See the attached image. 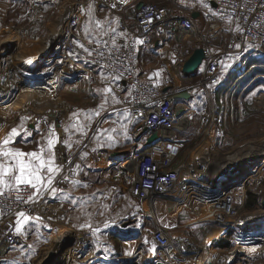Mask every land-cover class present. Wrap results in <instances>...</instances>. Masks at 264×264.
<instances>
[{"label": "rangeland", "instance_id": "obj_1", "mask_svg": "<svg viewBox=\"0 0 264 264\" xmlns=\"http://www.w3.org/2000/svg\"><path fill=\"white\" fill-rule=\"evenodd\" d=\"M154 1L163 5H168L170 2L168 0ZM114 2L115 0H106L101 6L95 8L93 0H0V53L6 54V51L8 52L6 55L0 56V61L3 60L4 62V66L0 69V77H3L0 93H5L6 95L15 94V91L19 89L18 93H16L18 95H15L16 99L11 103L6 104L8 102L4 98L0 100V129L4 128L7 131L11 130L13 126L19 125L26 127L42 126L44 114L50 112L52 108L51 111L56 110L60 112L61 109H56L57 106L68 102L72 110L64 124L65 130H67L66 140L63 137V142L69 141L72 145L71 148L68 147L69 149H76L85 142H92L94 153L97 154L101 151L105 153V157L102 160L92 162V164H110L125 179L126 176L129 177L131 175L130 171L126 169L127 163L137 150L144 148L145 136L143 133L135 132L136 121L126 114V112L119 110L120 102H113V95H115L113 91L111 93L97 91L105 87L112 89L109 76L96 72H92L91 74L85 73V76L80 77L82 82L78 93L67 94V91H64L61 94L59 87L60 92L57 90L60 93L59 96L56 95L53 88L48 89L50 85L44 87L46 88L45 92H37L39 87H30L34 89L20 88L26 80L21 79L23 78V72H25L26 77L32 75L29 73V63L27 61L33 60V58L49 48L46 43L47 34L51 33L54 20L62 12L65 4L72 5L75 12H77L80 18V33L85 38L96 41L104 36L102 33L112 32L110 29H115L117 16L112 7L115 4ZM173 2L182 7H193L187 0H174ZM89 5H92L91 11H89ZM35 8L37 9L36 12ZM97 21L100 23L97 24ZM197 29L199 33L204 31L200 24H198ZM226 34H220L221 38L217 40L214 37H209V39H214L215 43L223 45L232 37L231 33L230 35ZM205 42L207 43L206 37L202 43ZM13 44L15 47L10 51L9 47ZM167 45L161 44L157 47L162 48L163 46L167 47ZM172 46L171 44L170 48L168 47L163 50L164 53H158V48L152 49L150 55H146L140 59L139 68L145 72L149 71L152 74V78L163 77L164 74L161 67L163 60L161 57L166 55L168 51L170 52ZM211 46L217 48L213 44ZM50 55V52H47L46 57ZM43 61H46L47 65L41 67L40 73L35 74V78H40V80L49 79L48 76L54 73V76L58 79L62 65L53 64L52 67L51 58L44 59ZM2 64L0 62V66ZM199 83L200 77L197 74L196 78L184 84V87L189 90L193 98L189 103L187 102L190 128L188 131H184L182 135L186 143L181 156V159L192 161V163H188V170L190 173L192 172V175L198 177V179L192 180L193 182L188 181V186H185L184 189L186 193L184 194L180 193L177 196L160 197L164 198L160 202L163 208L158 212L156 209V216L165 224L172 238L176 229L182 230L181 226H178V223H176L178 222V217L183 213H187L189 209L190 219L195 222L191 225L196 229L193 228L192 230V228H189L188 231L185 230L186 234L183 238H186L188 242H183V238L181 239L182 251L184 249L186 251L188 244H191L193 239L200 242L203 248L201 250L196 249V254L192 255L189 259L191 261H197L199 257H202L201 264H254V259H258L264 254L259 250L260 247L258 245L263 244L262 239H264V208L261 205L264 197V167L261 169L262 175L258 176L259 179L258 177H252L249 180L243 179L241 182H237L233 188L228 189V191L219 192L212 183L208 186L203 185L200 181L204 179V175L206 176L210 172L208 169L210 170L211 167H207L204 172L203 166L205 164H203V159H201L203 153H205L202 117L205 114H214L215 129L220 130L219 135H217L218 132L216 133V139L213 146L211 145L212 150L208 156V161L211 162L210 165L214 166L216 171L222 168L218 162L224 163L223 161H228V164L231 163L229 160L232 157L228 154L238 153L239 157L248 156L251 152V146L249 145L252 144V152L255 151V147L264 145V48L262 50L249 48L243 54H230L227 56L222 61L218 81L211 90V99L206 90L199 86ZM105 98H107V102H105ZM62 107L64 106L62 105ZM74 124L77 127H73ZM81 124L86 126L84 133L78 131V127ZM65 145L68 146L67 144ZM0 146H2L1 141ZM27 146L29 144H26L22 138H17L13 143L9 144V147L18 149ZM31 147L32 145L29 148ZM247 156L244 158H247ZM90 157L88 155L85 158L83 166L91 164L89 162ZM193 159H196L194 163ZM263 159L264 155L257 158L254 164L256 171L264 164ZM243 160L241 165H245L251 161L249 158ZM112 180L113 182H110L108 185L116 184L117 179L114 177ZM245 181L244 188L243 183ZM72 182L76 183L77 181ZM125 182H127L126 179ZM96 183H103L100 176L92 177L87 187H93ZM71 184L67 188H70ZM127 186L128 193L123 198L124 205L120 207L121 221L119 223L122 224L121 229H115L114 233H111V229H108L103 235L98 234L97 231L94 232L96 229L95 225L101 219L92 218L91 213L79 210L80 208L82 210L86 209L88 201H74L72 209H70L66 202L57 199L55 193L50 192L53 195H51L50 200L53 203L59 204L57 206L59 209L62 207L66 209L61 218L54 223L56 227L53 228L54 236L51 244L64 231L71 233V239L73 240V244L70 245V242H68L65 245L64 252L54 253V255L56 254L55 260L59 258L56 261L54 260V264H160L157 258L158 250L151 240L150 230L154 217L152 207L142 209L139 201L135 198L133 199L131 196V184L128 183ZM240 187L246 189V196L248 191L259 195L260 204L256 208L247 209L244 207L246 198L242 201V198L239 196V194H242ZM91 191H84L81 197L95 193V191ZM224 193L233 195L234 203L247 215L246 218H243V221L247 218H252L256 214H259V216L253 217L247 223H238L236 230L231 229V234L228 233L224 237L219 236V238L229 240L232 243L230 247L220 250L216 247L215 249L211 247L213 237L219 235L218 229L216 230L214 226H210L208 222L201 221L202 216L206 215L205 212L207 211L209 201L214 196ZM107 197L108 194L103 201L98 202V205L100 206L103 203L105 208L108 207V202L111 198ZM135 218H138L139 222L134 225L133 220ZM82 225H91V227H82ZM60 226L62 228L57 232L56 228ZM117 236H120L124 241L118 240ZM173 238L172 246L174 245ZM97 239H99V242ZM100 240L103 242H100ZM83 241H85L84 244L82 243ZM96 243L105 244L103 248L105 253L103 255H99V252L97 253ZM55 245L56 242L49 248L46 246L47 250L41 256H37L33 263H31L32 261L29 258L23 257L25 256L23 255L25 253L23 250L17 253L13 249L10 257L15 256L12 257L10 262L12 264H36L44 253L52 254V249ZM153 246L154 250H150L153 249ZM77 249L82 250L84 256H87L88 249H93L94 252L88 259L83 260L75 257L76 254L74 253L77 252ZM111 252L115 254L112 255ZM177 252H179V255L182 254L180 251ZM243 252H246L247 260L239 256L243 255ZM68 256L70 257L69 260L67 259ZM243 257L245 256L243 255ZM162 264H179V261L176 258L173 261L168 256Z\"/></svg>", "mask_w": 264, "mask_h": 264}, {"label": "built area", "instance_id": "obj_2", "mask_svg": "<svg viewBox=\"0 0 264 264\" xmlns=\"http://www.w3.org/2000/svg\"><path fill=\"white\" fill-rule=\"evenodd\" d=\"M105 1L94 0V4L99 7ZM208 1L217 5V12L214 15H209L205 30L201 33L190 15L179 14L172 6L162 7L154 0H115V7H112L118 18L117 32H108L96 41L85 38L80 33V18L77 12L72 5L65 4L62 12L54 20L51 33L47 34V37L50 36L49 39H46L49 48L53 52H60V57L55 59L51 65L53 67V64H61V72L58 79L54 76L52 80L51 78L43 80L44 85L37 86L39 87L37 92H45L46 88L44 87L50 85L48 89L53 88L57 96L60 95L59 87L61 94L64 91H67V94L78 93L82 82L80 77L85 76V73L103 71L110 76L112 91L120 101L119 110L130 114L136 121L135 132L143 133L145 139L154 133L158 134V141L147 149L137 150L126 166L132 178L131 195L139 201L142 209L149 208L157 198L186 193L184 189L185 186H188L189 178L187 160L181 159L186 143L182 135L190 128V118L187 113V100L176 99L175 96L183 91H189L184 87V84L192 81L193 78L185 77L182 67L192 51L199 46L205 50L206 58L199 69V71L201 70L199 86L206 90L211 99V90L218 81L222 61L227 56L243 54L249 48L254 50L264 48V0ZM224 18L233 19L237 31L232 33V37L226 44L221 45V43L217 44L208 39L207 31L216 25L213 32L216 37H220L218 28ZM119 33H124V35H119ZM205 37L207 43H202ZM113 39L116 42L115 45L112 43ZM137 39L143 43L137 44ZM168 43L173 45L174 58L171 63L169 61L163 63L166 72L165 79L160 81L156 78H144L137 63L139 50L141 48L152 50L161 44ZM212 44L217 48H213ZM237 44L240 45L239 48L235 47ZM0 56H4V53H0ZM0 62L3 63L0 66L2 69L4 62L3 60ZM117 75L120 76V79H115ZM19 77L21 78L20 75ZM2 78L0 77L1 86ZM33 78L37 79L35 76ZM21 79L25 80L26 77ZM4 94L0 93V97L8 101L6 104L14 101L15 95H18ZM11 96H14L12 100H10ZM69 105L68 102L56 105V109H61V112L55 118L50 114L53 108L44 114L42 126L45 128L53 126L57 129H59L58 126L63 127L72 110ZM179 110H182L180 115H178ZM202 124L204 128L203 140L208 137L212 138L211 145L213 146L216 133L218 132L217 135L220 133V130L215 129L214 114H205L202 117ZM249 146H251V152L248 156L239 157L238 153H231L238 156L233 162L242 164L243 159L248 158L256 161L259 156L264 155L255 153L261 152L262 146L255 147L254 152H252V144ZM58 152L63 153V160H60L61 171L57 173L56 181L53 184L57 190L70 186L88 155L91 156L89 162H98L105 157V153L102 151L97 154L93 152L92 142H85L76 149H69L62 139L58 146ZM246 156L247 158H244ZM201 159L205 161L208 157L206 159L201 157ZM205 165L203 166L204 170L208 167ZM262 167L257 171L256 167L254 170L252 169L250 176L244 179L249 180L262 175ZM63 177H67V179L65 180ZM236 183L233 182L231 188ZM245 183L246 181L243 183L244 188ZM240 189L242 194L239 196L244 201L246 189L242 187ZM31 191L34 190L27 186H21L19 192L5 189L4 195L0 196V231L2 233L0 250L6 251V253L23 243L20 234L15 231L19 211H24L34 219L37 216L51 215L50 211L57 206L50 200L52 195L50 191H42L35 202H25ZM17 195L23 199L17 200ZM205 214L206 220L203 219L201 222H208L215 228H222V231L219 232L222 237L228 234L231 229L236 230V225L243 222V218L247 216L234 203L233 195L226 193L214 196L209 201ZM152 239L158 250L157 258L160 264L165 262L168 256L173 259L174 254L179 255V252L175 250L170 251L172 238L168 229L158 221H155ZM183 242L188 241L183 238ZM262 242L263 244L258 245L259 250L264 253V239ZM243 253L245 257L239 256L246 258V252ZM260 257L264 261V254ZM253 263L255 264L254 261Z\"/></svg>", "mask_w": 264, "mask_h": 264}, {"label": "crops", "instance_id": "obj_3", "mask_svg": "<svg viewBox=\"0 0 264 264\" xmlns=\"http://www.w3.org/2000/svg\"><path fill=\"white\" fill-rule=\"evenodd\" d=\"M170 1L168 3V5H163L162 3L159 5L162 7H167V6H172L174 8V10L179 13V14H183V15H190L192 17V14L195 12L196 13V18H193L195 20L196 25L198 26V24L201 25V28H203V30H205V26L207 24V20L209 15H214L217 12V5L215 3H210L208 0H187L190 2V4L193 7H182L181 5H176L173 1L174 0H168ZM172 2V3H171ZM93 5L95 8H98L97 6H95L94 4V0H93ZM207 5V6H204ZM7 10V9H6ZM6 17V16H5ZM216 25H214L211 29H209L207 31V36L209 37H213L211 35V33L214 31V27ZM115 32H117V22H116V26H115ZM218 31L220 34H226V35H230V33L232 34L233 32L237 31L236 28V24L235 21L231 18H224L223 21H221V25L218 28ZM218 33L219 36H221ZM214 40V39H212ZM165 46V45H164ZM162 47V48H158V53H164L163 50L167 49L168 47H171V43L169 45H167V47ZM151 54V50H147L145 48H141L139 50V55L137 58V63H138V68H139V64H140V59L144 58V56L146 55H150ZM162 58V69H163V77H153L156 78L158 80H164L166 77V72L164 70V66L163 63L164 61H169V63H171L173 61L174 58V54L172 52V49L170 50V52L168 51L166 55H164ZM34 59V58H33ZM33 66V63H29L28 64V69H30ZM142 76L146 79H152V74L149 71H144L141 70L139 68ZM96 73H102L104 75L109 76L107 73L103 72V71H95ZM30 73V72H29ZM21 74V72H20ZM32 74V73H31ZM33 76H35V74H32L30 77H26L25 72H23V78H30V79H34ZM110 77V76H109ZM128 114V113H126ZM130 115V114H128ZM131 116V115H130ZM13 128H17L18 130V135L16 137L13 138V141L17 138H22L23 141L26 144H29V146L24 147V148H19L20 150L24 151V152H32V151H37L39 152L41 147L45 146L47 144V139L49 138V131L54 129L55 133H56V138L58 139V142L55 146V148L53 149V151L58 152V146L59 143L61 142L62 138L64 137V140H66V130L65 127L63 126L62 129H57L53 126H51L50 128H45L41 125H36V126H31V127H26V126H13ZM11 134V130H7L5 131L4 128L0 129V141L2 143V141L7 138L8 135ZM144 145L147 141V139L144 138ZM69 142V141H68ZM32 145L31 148H29ZM9 147V145H8ZM18 149V148H17ZM2 159V158H0ZM58 164H61L60 160H57ZM91 164H86V166H83L82 168H80L78 170V173L76 175V178L73 181H77L76 183L71 184L70 188H64L61 190H57V192H55V196L57 197V199H61L64 202H66L70 209H72V204L74 201L80 200L81 202L84 201H88L87 204V208L82 210L81 208L79 209L82 212L85 213H91L92 214V218L95 217L96 219H101V221H99L95 226L96 229H98L97 233L103 235L105 231H107L108 229H111V233H114L115 229L120 230L121 229V223H119L120 220V207L121 205H124L123 203V198L125 197V195H127L128 193V183L132 184V178L129 176H126V181L125 179H123L120 175L119 172L114 170V166H111L110 164H106V163H97V164H92V162H90ZM109 174V175H108ZM101 177L102 178V182L103 183H96L93 187L89 186L87 187L88 182L91 181L92 177ZM115 177L116 180V184L114 185H108L110 182H113V178ZM129 181V182H128ZM87 187L86 190H84V188ZM91 188H96V189H91ZM83 190V191H82ZM87 190H92L95 191L94 194H90L88 196L85 197H81L82 193L84 191L87 192ZM91 191V192H92ZM108 192V193H106ZM131 192V191H130ZM107 198H111L109 200V205L108 207L105 208L104 204L102 203L101 208H99L100 206L98 205L99 201H103L105 199V197L107 196ZM53 196V195H52ZM132 196V195H131ZM114 197V198H113ZM133 198V197H132ZM134 199V198H133ZM161 200H164V198H157L155 199L152 204V211H153V225L151 228V240L153 242L152 239V232L154 230V224L155 221H158L161 225H163L165 227V224L162 222V220L160 221L158 219V217L156 216V209L157 212L159 210H161V208H163V206L160 205ZM96 204V206H94V204ZM58 206V204H57ZM55 207L52 211H50L49 216L46 217H42V216H37L39 217V219H30L28 221L27 224H25L22 228V233L20 234V237L22 239V242L19 246L13 248L15 249V251L17 253H19L21 250H23L25 253L23 255V257H25L26 259L29 258L30 261H32L31 263H33L34 260H36L37 256H41V254L47 250V248L53 246L54 242H58V240L66 237L64 235H59V238L54 240L53 243L52 242V238H53V228H55V222L56 220H59L61 218V215L63 213H65L66 209L64 207H62L61 209H59L58 207ZM107 209V210H106ZM189 210V209H188ZM187 210V213H183L178 217V226H181L182 230H175V232L172 235V238L174 239V245L171 248V252L172 251H180L182 252L181 255H173L174 259L176 258L179 261V264H196V260L191 261L189 260L190 257L192 255L196 254V249L201 250L203 249L201 247V243L196 241V239H193L191 244H188L186 251L185 249L182 251L183 246L181 245V239L183 238V236L186 234V231H188L189 228H193L196 229L193 225L195 222L190 219V215L189 212ZM107 218V219H105ZM177 221V220H176ZM139 219L135 218V220H133L134 225L138 224ZM105 223H108V227H105ZM124 225V224H123ZM212 226V225H210ZM209 226V227H210ZM62 228V226L56 228L57 232L60 231V229ZM217 230V228H216ZM220 232V230H218ZM212 233V232H210ZM209 233V234H210ZM57 234V233H56ZM202 234V233H200ZM216 234V233H215ZM61 236V238H60ZM63 236V237H62ZM191 236V235H190ZM202 236V235H201ZM216 236V235H215ZM214 236V237H215ZM220 235H217L216 238L214 240H212L211 242V247L215 249L214 243L219 240ZM192 237V236H191ZM197 238H199L198 236H196ZM2 238V233L0 231V240ZM118 240L120 241H124L121 239L120 236L116 237ZM202 238V237H201ZM72 239H70L69 241H71ZM99 242V239H97ZM199 240V239H198ZM67 241V242H69ZM73 241V240H72ZM206 241V240H205ZM49 242V243H48ZM100 242H103L100 240ZM133 242V241H131ZM83 244L85 243V241L82 242ZM81 243V244H82ZM97 244V253L99 252V255H103L105 252L103 250V248L105 247V244H100V243H96ZM154 244V242H153ZM203 245V244H202ZM210 245V244H209ZM46 246H48L46 248ZM207 246V245H206ZM205 246V247H206ZM204 247V245H203ZM6 253L5 256L0 257L1 260V264H12L10 261L12 259L13 256L10 257L11 255V251ZM219 249V248H218ZM89 252L87 254V256L82 255L83 251L82 250H78L77 252L74 253L76 254L75 257H79L83 260H86L90 257L91 254H93V249H88ZM221 250V249H220ZM223 250V249H222ZM35 252H37L35 254ZM101 253V254H100ZM112 255H114L115 253L111 252ZM73 254V255H74ZM99 258H101L100 256H98ZM69 256L67 257V259L69 260ZM15 259H19V258H15ZM174 259H172L174 261ZM255 264L260 263V264H264V261L262 260L261 257H259L258 259H254ZM226 264V263H223Z\"/></svg>", "mask_w": 264, "mask_h": 264}, {"label": "snow or ice", "instance_id": "obj_4", "mask_svg": "<svg viewBox=\"0 0 264 264\" xmlns=\"http://www.w3.org/2000/svg\"><path fill=\"white\" fill-rule=\"evenodd\" d=\"M112 6L115 7V4ZM91 7L92 5H89V11H91ZM148 22L150 23L151 21ZM99 23L100 22L97 21V24ZM110 31L115 32L116 30L112 28ZM106 34L107 33H102V35ZM119 35H124V33H119ZM112 43L115 45L116 42L114 39ZM136 43L142 44L143 41L137 39ZM81 47H83V45H81ZM235 47L239 48L240 45L237 44ZM85 51L88 50L85 49ZM89 55H91V52H89ZM27 62L32 63V60L30 59ZM115 79H120V76L117 75ZM97 91L111 93L112 89L110 87H105L103 89H98ZM129 95L131 94L129 93ZM105 102H107V98H105ZM113 102H120L116 99L115 95H113ZM97 115H99V113H97ZM88 119H90V117H88ZM73 127H77V125L74 124ZM85 127V125H79L78 131L84 133ZM18 134L17 128H12L11 134L2 141V146H0V158H2L0 159V196L4 195L5 189L9 191L16 190L19 192L21 186H27V188L34 191L30 192L27 196V201L25 202H35L42 191H50L52 193L57 192V188L54 187L53 184L54 181H56L57 173L61 171L62 164H58L57 160H63V153L53 151L58 142L54 129L49 131L47 144L41 147L39 152H24L14 147H8L10 143L14 142L13 138ZM64 143L71 148L72 145L68 141H64ZM77 143H79V141H77ZM63 179L66 180L67 177H63ZM16 199L22 200L23 198L17 195ZM30 219L32 218L24 211H19L17 213L15 231L18 234L22 233L23 226L27 224ZM36 219H39V217ZM108 226V223H105V227L107 228ZM82 227H91V225H82ZM95 231H98V229H95L94 232ZM150 250H154V246L153 249Z\"/></svg>", "mask_w": 264, "mask_h": 264}, {"label": "bare ground", "instance_id": "obj_5", "mask_svg": "<svg viewBox=\"0 0 264 264\" xmlns=\"http://www.w3.org/2000/svg\"><path fill=\"white\" fill-rule=\"evenodd\" d=\"M211 35L214 37V39H218L221 37H216V35L214 34V32L211 33ZM50 36L46 37V39H49ZM209 39V36H207ZM212 40V39H210ZM213 41V40H212ZM222 41V39H221ZM214 42V41H213ZM49 78H54V73H51V75L48 76ZM63 110V109H62ZM61 112V111H60ZM50 114L52 115L53 118H55L59 112H57L56 110H53L52 113L50 112ZM187 120V119H186ZM188 122V121H187ZM59 129H61L62 127L58 126ZM203 144L205 145V153H203V157H208L210 154V151L212 150L211 148V144H212V138L208 137L205 139V141L203 142ZM196 151V150H195ZM194 151V152H195ZM261 152H255L256 154H264V145L262 146V149H260ZM196 155V154H195ZM232 157V159H228L229 162H231L230 164H228V161H223L224 163H219L218 164L222 167L219 168V170H215L216 168H214V166L210 165L211 162L207 160L203 161L204 164H206L205 166L207 167H211L210 170L208 169V171H210L209 173L206 174V176L204 175V179L202 181H200L203 185L208 186L209 184H214L215 185V189H217V191L219 192H224V191H228V189L231 188L232 183L233 182H241L244 178L250 176L252 169H255V160H251L250 162L246 163L245 165H241L240 163H235L233 164L232 160H236L238 158V156H235L234 154H228ZM227 155V156H228ZM191 156H193V154H191ZM226 156V157H227ZM206 159V158H205ZM224 160V159H223ZM194 161H196V159H193V163ZM222 161V160H220ZM192 163V161H187L186 166H187V172H188V178L189 181L193 182L192 180H196L198 179V177H195L194 175H192V172L190 173V171L188 170V163ZM263 163H264V159H263ZM262 166L264 167V164H262ZM215 170V171H214ZM195 171V170H193ZM205 172V170H204ZM207 172V171H206ZM198 176V175H197ZM200 180V179H199ZM188 184V182H187ZM191 195V194H190ZM59 205V204H58ZM191 210V209H190ZM189 211V210H188ZM206 213V212H205ZM259 216V214H256L255 216H252V218L249 219V221H251V219H253V217H257ZM206 215L202 216V220H206L205 219ZM218 230L222 231V228H217ZM61 235V234H60ZM64 238L58 240V242L56 243V245L53 247L52 249V254L56 253V252H64L65 250V245L68 243L67 241L70 240L72 238V234L71 233H67V232H63ZM63 237V236H62ZM61 238V236H60ZM215 237H213L214 239ZM211 239V238H210ZM212 239V240H213ZM209 241V240H208ZM207 241V242H208ZM72 242V241H69ZM48 255H51L49 253H44L41 257V259L38 260V262H36V264H42V262L46 259V257L48 258ZM56 255V254H55ZM56 258V256H55ZM54 258V260H55ZM59 259V258H58ZM56 259V260H58ZM202 257L198 258L196 261V264H201L202 263ZM54 260H53V264H54ZM55 260V261H56ZM51 263V264H52Z\"/></svg>", "mask_w": 264, "mask_h": 264}, {"label": "water", "instance_id": "obj_6", "mask_svg": "<svg viewBox=\"0 0 264 264\" xmlns=\"http://www.w3.org/2000/svg\"><path fill=\"white\" fill-rule=\"evenodd\" d=\"M193 18H196V13L194 12L192 14ZM14 44L9 47V50H13L14 48ZM48 48V47H47ZM47 52H50V56L46 57ZM8 52L6 51V54ZM4 54V55H6ZM60 57V52H53L50 48L44 50V52L40 53L38 56H36L33 60V66L32 68L28 69L30 70L29 72L32 74H37L40 73V70L42 69L41 67H43V65H47L46 61H43L44 59L47 58H51V61H55V59ZM206 58V54H205V50L203 47L199 46L197 48H195L192 53L189 55V57L187 58V60L184 62L183 67H182V73L185 77L187 78H194L197 76L200 67L202 66L204 60ZM44 62V63H43ZM40 85H44V81L40 80L39 78L37 79H28L26 78L25 82L20 86V88L22 89H28L30 87H37ZM19 89L15 91V94L18 93ZM14 96H11L10 100L13 99ZM176 99H181V100H189L191 98V93L189 91H183L181 93H178L176 96ZM0 100H3V98L0 97ZM9 100V101H10ZM8 102V101H7ZM180 113H182V110H179L178 115H180ZM158 141V134L154 133L152 134L146 141L144 149H147L149 147H151L152 145H154L156 142ZM262 207L264 208V197L262 199L261 202ZM249 222V219L247 218L245 221L242 222L243 223H247ZM243 226V225H242ZM241 226V227H242ZM240 227V226H239ZM73 244V241L70 242V245ZM6 255V251L0 250V257H3ZM82 255H84V253H82ZM55 258L54 254L48 255V258L46 257V259L42 262V264H51L53 262ZM0 264H1V260H0ZM65 264V263H64Z\"/></svg>", "mask_w": 264, "mask_h": 264}, {"label": "trees", "instance_id": "obj_7", "mask_svg": "<svg viewBox=\"0 0 264 264\" xmlns=\"http://www.w3.org/2000/svg\"><path fill=\"white\" fill-rule=\"evenodd\" d=\"M117 16V15H116ZM118 18H116V21H117ZM200 73H201V70L198 72V77H200ZM196 78V77H194ZM193 78V79H194ZM193 98V95L191 94V98L189 100H187V102L189 103V101ZM260 204V199H259V195L252 192V191H248L247 192V196H246V200H245V203H244V207L247 208V209H254L256 208L258 205ZM231 231H229V234H231ZM232 245L231 241L229 240H224L223 238H220L219 240H217L215 243H214V246L216 248H219V249H224V248H227V247H230Z\"/></svg>", "mask_w": 264, "mask_h": 264}]
</instances>
